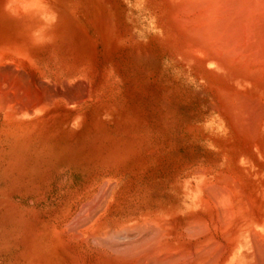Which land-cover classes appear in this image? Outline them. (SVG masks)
Segmentation results:
<instances>
[{
  "label": "rangeland",
  "instance_id": "rangeland-1",
  "mask_svg": "<svg viewBox=\"0 0 264 264\" xmlns=\"http://www.w3.org/2000/svg\"><path fill=\"white\" fill-rule=\"evenodd\" d=\"M65 1L46 0L59 41L36 53L54 89L79 100L0 136V264H228L239 253L234 224L255 227L264 174L256 138L226 113V81L179 51L182 32L170 24L190 17L176 22L173 11L171 22L165 0ZM238 191L251 217L231 211Z\"/></svg>",
  "mask_w": 264,
  "mask_h": 264
},
{
  "label": "bare ground",
  "instance_id": "bare-ground-1",
  "mask_svg": "<svg viewBox=\"0 0 264 264\" xmlns=\"http://www.w3.org/2000/svg\"><path fill=\"white\" fill-rule=\"evenodd\" d=\"M67 4H68V2H67ZM168 4L170 6H168ZM163 5H165V11H167V9L169 7V11H170L171 15L168 14L166 16H169L170 19L172 17L173 11L175 12L174 15H175V21L176 22H177V18H176L177 16L176 15L179 12L184 11L186 13L185 15H188L190 17L187 20L189 23L188 25L180 24V23H173L172 19H171L172 23L170 24V28L174 32H175V30L177 31L180 29L182 32L181 36L183 38L185 37L184 39L182 38L183 40L179 39V40H181L180 42H177L179 45V47H178L179 51L182 54V56L186 57L190 61L199 62V63H201L200 65H202L204 67L209 66L210 64L214 65L215 70L212 73L215 74V76H217V77H222L224 79V81H226L225 86L220 85V87H219L220 90H222L224 92L225 97H226V101L223 102L226 105V113H227L228 117L230 116L231 120L234 118L233 122H235V126L237 128L236 130H238L241 134H244L245 136H247L251 141L255 140V138H256V140L253 142L254 155L256 157H258V160L260 162V165H259L260 166L259 167L260 175H263L264 174V0H167V1L165 0ZM57 8H59V7H57ZM213 8H215L216 10L213 11L212 10ZM62 11H63V9H62ZM63 12H65V10ZM59 13H61V12H59ZM62 15H64V14L61 13L60 16H62ZM57 18H58V16H57ZM67 20L68 19H66V25H67ZM165 21H166V17H162L161 24L162 23L164 24ZM52 23H53L52 14H51V11L48 7L46 0H0V136L1 137L2 136H8L9 137V135H11L15 132V130L13 128H16V129L18 127L20 128V126L21 125L23 126L24 124L26 125L28 123H32V124H35V125L37 124L38 126H40L39 123L40 124L41 123H43V124L47 123L51 116H53V117L55 116V113H54V115H51V114H52V111L54 109L53 107L55 106L56 103L57 104L59 102L64 103L67 100L69 102H71V100H72L71 103H73V101L75 103L76 101L79 100V99L73 100L75 95H73L67 91H63V89H60V88H59L60 90L54 89V87L52 86L54 83L51 84L52 81H51V78L49 77V76H51L50 70H48V68H42L41 66H39L41 62H38V61H40V59L37 60V56L40 53H36V51L37 50H44L47 47H49L50 43L53 39H58V41H59V38H57V37L55 38L51 32L52 25H53ZM58 25L59 24H57V26ZM75 25L76 24H74V26ZM61 26H65V25L63 24ZM165 26L169 27L168 24ZM165 26H164V28H165ZM188 26L190 28H188ZM59 27H60V25H59ZM81 28H82V26H81ZM83 29H82V32H84V30H85V29L84 30ZM59 32H58L57 36L60 34ZM85 32H84L83 36L85 35ZM65 35L63 33V37ZM61 36H62V34H61ZM59 37H60V35H59ZM62 41H60V42H62ZM63 43H60L62 48H64L62 46ZM90 43L92 44V40ZM52 44L53 43H51V46L54 47ZM68 45H70V44H68ZM82 45H83V43H82ZM218 45H222L221 49H219L220 46L218 47ZM71 46H72V44H71ZM83 46L87 47V45H83ZM91 46H94V43ZM58 47H60V46H58ZM76 47H79V46H76ZM53 49H51V50H53ZM56 49H58V48H56ZM67 49H68V50H66L67 56L71 55L70 57H72L73 54L76 55V53L71 54V52H67V51L72 50V47L70 48V50H69V48H67ZM78 49H80V47ZM84 49H80V50L84 51ZM58 50H56V51L59 52L63 49H61L59 51ZM87 50L89 52L90 49L86 48V51ZM95 50L96 49H94V51ZM53 52H54V50H53ZM62 52L64 53V50ZM76 52H77V55L79 52V56L85 55L84 54L85 52L83 54L82 53L80 54L81 51H79L77 49H76ZM213 52H216L217 54L215 55V53L213 54ZM220 52L224 53L225 56ZM59 53L61 54V52H59ZM92 54H93V52H92ZM81 58L82 57H80V60H81ZM41 59L43 60V58H41ZM74 59H75V57H74ZM91 59H93V58H91ZM80 62H83V61H80ZM89 62H92V60L89 59ZM81 64L83 65V63H81ZM81 64H79V65H81ZM75 65H76V67L82 66V65L77 66L76 63H75ZM84 65H85V63H84ZM95 65H96V63H95ZM68 67H69V65H68ZM61 68H62V66H61ZM86 68H88V67L86 66ZM69 69L71 70L70 67H69ZM64 70H66V69H64ZM87 70H89V68ZM94 70H96V69H94ZM205 72H207V71H205ZM212 73L208 71V74H212ZM210 78H211V76H210ZM216 80H217V78H216ZM77 83H79V81ZM67 84H69V83H67ZM67 84H66V88L68 86ZM79 84L81 85V83H79ZM79 84H77V85H79ZM71 85H73V83ZM68 87H70V86H68ZM76 87L77 86H75V88ZM83 88L84 87H82V88L78 87L77 89H79V90H77V91H81L80 89L84 90L85 88L84 89ZM73 91L75 92V90H73ZM77 96H79V95L77 94ZM82 96H84V95H82ZM85 96H87L86 92H85ZM225 97H224V99H225ZM77 98H80V97H77ZM83 98L84 97H82V99ZM65 105H67V104H65ZM82 108H79V109L81 110ZM79 109H78V111H80ZM87 112H88V110H87ZM57 113H59V112H57ZM89 114H90V112H89ZM57 120H59V119H57ZM60 124H61V121H60L59 125ZM84 124H85V122H84ZM89 125H91V124H89ZM50 127H48V128H50ZM84 127L85 126H83L82 128H84ZM31 128H32V126H31ZM23 130H25V129H23ZM59 130H61V127L59 128ZM69 130H71L70 132L73 131V129H69ZM84 130H85V128H84ZM55 131H58V129ZM55 131H51V132L54 133ZM75 131L78 133L79 129H78V131L77 130H75ZM81 131H83V129ZM51 132H49L50 137L53 135V134L51 135ZM61 132L63 133L64 131L61 130ZM61 132H59V133H61ZM45 133H47V132L45 131L44 134ZM64 133H66V135L64 134V136H67L68 132H64ZM75 133H72V136H74ZM22 134H23V132H22ZM33 134H35V133H33ZM61 134H59L60 136L57 135L58 136L57 138H60V139H58V141L59 140L61 141ZM48 136L49 135L47 134L46 138ZM14 137L15 136H13V138ZM9 138H7V139H9ZM50 140H52V138ZM63 141H64V139H63ZM256 141H258V142L256 143ZM50 144H51V142H50ZM1 147H3V146H1ZM245 159L248 161V163L252 162V164H253V161L250 160V158L246 157ZM253 168H254V166H253ZM226 179H227V177H226ZM258 181H260V186H259L258 190H256V191H257V195H260V196H258V200H256L259 203V208H258L257 214H253V217H252V218H256L255 227H254V229L252 228L254 231L251 229V225L248 229L246 227H243L244 224H241V223L237 224V222L235 223V221L233 222L236 224V225L234 224L235 227H233V228L236 229V232L238 233V235H236V233H235V235L237 236V237L235 236L236 237V239H235L234 237H232V236H234V234L231 232H230V234H233L231 237L235 239V245L234 246L238 247L239 253L237 256L234 255V257H232L231 259L229 258L231 261H229L228 264H264V178L261 176L260 180H258ZM257 184H258V182H257ZM212 186H213V184H212ZM222 188H223V186H222ZM216 191H218V190L216 189ZM221 191H222V189H221ZM206 193H207V191H206ZM222 193H224V192H222ZM227 193L228 192H226V194ZM235 195L232 194L231 204L233 203V205H232L233 207H232V210L231 209L230 210L236 212L237 215H239V216L246 215L247 217H251L252 216L251 213L247 211L248 207L247 208L244 207L245 202L243 200H244L245 196L242 197L241 196V195H243L242 193L239 195V191H238V195L241 196L242 199L239 197L237 198ZM217 196L219 197V195H217ZM227 196H229V195H227ZM230 196H231V194H230ZM221 199H223V198H221ZM239 199H241V201ZM227 202H228V200H227ZM216 203H218V202H216ZM223 203H225V202H223ZM217 205L221 206V204H217ZM228 205L230 207L229 202H228ZM230 210H227V211H230ZM229 214H230V212H229ZM230 215H232V212ZM227 216L229 217V215H227ZM218 217H220V216H218ZM224 219H225V217H224ZM252 220L253 219H251V221ZM243 221H244V219H243ZM231 224L232 223H230L229 225H231ZM203 227L206 228L205 226H203ZM132 228H134V227H132ZM141 230H143V229H141ZM255 231L257 234H255ZM234 232H235V230H234ZM186 237H189V236L187 235ZM153 238H154V236H153ZM151 240H152L151 242L153 243L154 242L153 239H151ZM155 240H157V239L155 238ZM231 243H233V242H231ZM228 244H229V241H228ZM234 246L232 245V247H234ZM140 250H143V249H140ZM146 250H147V248H146ZM136 251L137 250H135L134 252H136ZM214 256H216V255H214ZM157 257H159V256H156V259H157ZM161 257L163 258V256H161ZM196 257H197V255H196ZM164 258L167 259L168 256H167V258L166 257H164ZM153 259H155V258H153ZM153 259H150V260H153ZM169 259H170V255H169ZM174 259H172V260H174ZM216 259H218V258L216 257ZM158 260H159V258H158ZM159 261H158V263H160ZM213 261H215V260H213ZM224 261H225V259H224ZM145 262H147V261H145ZM166 262H167V260H166ZM169 263H170V261H169ZM137 264H139V262ZM171 264H173V263H171ZM209 264H210V262H209Z\"/></svg>",
  "mask_w": 264,
  "mask_h": 264
}]
</instances>
